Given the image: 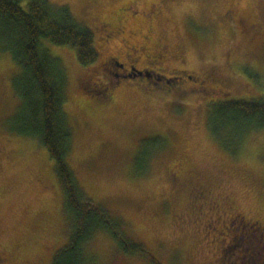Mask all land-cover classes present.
Returning a JSON list of instances; mask_svg holds the SVG:
<instances>
[{"label":"rangeland","instance_id":"obj_1","mask_svg":"<svg viewBox=\"0 0 264 264\" xmlns=\"http://www.w3.org/2000/svg\"><path fill=\"white\" fill-rule=\"evenodd\" d=\"M50 1L70 6L76 19L94 31L99 52L94 63L82 65L76 48L41 39L68 73L65 110L74 129L69 164L87 196L123 216L132 238L149 249L147 255H127L113 238L99 234L87 252L97 264H219L220 238L213 242L214 234H207L208 218L197 209L194 191L209 187L264 221V129L243 136L232 152L209 128V97L160 96L148 86L138 89L136 82H146L137 80H122L120 87L105 62L121 52L126 39L134 44L132 31L143 25L137 13L158 3L167 67L225 81L226 91L217 100L262 97L264 0ZM121 6L128 7L126 30L107 44L103 38L111 34L105 24L115 25ZM147 69L155 75L154 66ZM16 70L12 54L0 51V251L12 264H51L68 238L64 194L46 147L37 137L9 132L2 124L18 104L12 85ZM96 72L93 81L100 84L89 85ZM148 138L152 158L148 171L138 174L136 167L146 160L136 162V156L141 140Z\"/></svg>","mask_w":264,"mask_h":264},{"label":"trees","instance_id":"obj_2","mask_svg":"<svg viewBox=\"0 0 264 264\" xmlns=\"http://www.w3.org/2000/svg\"><path fill=\"white\" fill-rule=\"evenodd\" d=\"M25 1L0 0V51H8L15 60L17 70L12 85L18 99L15 111L2 124L9 132L37 137L55 160L64 194L68 238L55 252L51 264H97L87 252V245L99 234L113 238L127 255H147L149 249L132 238L123 216L87 196L68 161L74 150V129L65 110L68 73L62 60L42 46L41 39L76 48L79 62L90 65L99 54L95 33L76 19L68 4L50 0H27L24 4ZM208 125L222 145L236 152L243 136L264 129V95L211 101ZM150 140H141L136 162L146 161L136 167L138 174L148 171Z\"/></svg>","mask_w":264,"mask_h":264},{"label":"flooded vegetation","instance_id":"obj_3","mask_svg":"<svg viewBox=\"0 0 264 264\" xmlns=\"http://www.w3.org/2000/svg\"><path fill=\"white\" fill-rule=\"evenodd\" d=\"M127 8L121 6L114 14V18L117 19L113 22L114 26L105 24L104 29H108L111 34H105L103 38L105 43L110 44L111 38H119L126 30V18L128 20L129 17ZM131 15L134 16V13ZM137 16L143 25L132 31L130 37L135 41L134 44L130 46V40L126 39L121 52L110 56L105 62V68L114 69V75L119 79L120 87L122 80L145 81V85L136 82L138 89L145 91L144 89L148 86L157 95L172 96L171 98L175 95V97L183 95L181 97L185 100L197 94L203 98L209 97L207 102L217 100L216 95L225 93V81L213 79L195 70L171 69L164 64L168 57V48L167 44L163 43V39L158 36L160 33L158 22L162 16L158 3H149L145 13L141 16L137 13ZM252 26H257V23H253ZM256 32H259L258 28ZM136 65L144 66L145 71L138 70L139 66ZM148 65L156 68L155 75L148 71ZM105 68H101V75L105 74ZM121 70L125 72L121 73ZM93 75H97V72L89 77V85L100 84V79L97 82L93 81ZM110 77L113 79L111 75ZM208 77L212 79L211 84H208ZM199 187L200 189L194 191L196 202H199L197 209L208 218L204 223L205 228L208 229L207 234H214L213 242L217 241V237L221 242L222 253L217 262L219 264H264L261 261L264 257V221L238 209L230 197L217 196L209 187L203 185L202 188ZM0 264H12L1 251ZM171 264H178V260H173Z\"/></svg>","mask_w":264,"mask_h":264}]
</instances>
